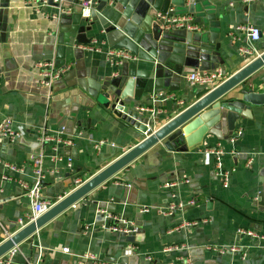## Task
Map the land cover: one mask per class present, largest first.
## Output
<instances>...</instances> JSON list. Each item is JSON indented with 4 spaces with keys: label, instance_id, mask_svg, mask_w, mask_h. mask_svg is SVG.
Masks as SVG:
<instances>
[{
    "label": "crops",
    "instance_id": "1",
    "mask_svg": "<svg viewBox=\"0 0 264 264\" xmlns=\"http://www.w3.org/2000/svg\"><path fill=\"white\" fill-rule=\"evenodd\" d=\"M26 1L0 0V121L11 117L21 133L15 141L0 138V243L20 229L31 211L23 185L34 183L35 157L43 162L41 198L54 204L143 140L141 132L94 100L117 77L128 73L142 79L127 101L137 110L146 107L143 112L155 119L153 130L208 91L192 85L189 73H177L168 52L154 61L139 45L152 41L142 30L155 21L157 8L190 14L206 39L218 32L217 53L205 63L223 67L229 76L252 59L240 51L242 46L254 44L258 53L264 52V0H186L185 6L172 0H153L152 6L142 0L131 17L138 26L133 37L99 19L80 18L71 0H64L70 13L59 20L51 17L55 3L48 1L43 13H35ZM97 1L103 7L105 0ZM125 3H117L114 11ZM244 25L261 29L260 40L251 45L240 29ZM94 38L129 48L136 59L116 69L106 46L81 48ZM51 58L71 68L49 89L36 63ZM262 77L264 67L220 99L221 117L196 148H189L179 132L167 136L16 246L12 264H90L80 258L84 253L109 264H264V239L239 232L243 228L264 236V105L242 99L244 86ZM153 86L159 90L151 92ZM158 91L170 97L156 105L152 99ZM233 132H239L235 142ZM46 135L51 142L42 141ZM61 138L66 142L58 143ZM100 140L106 143L96 149ZM219 145L225 150V168L234 169L228 187L215 175V157L205 152ZM8 165L19 168L9 172ZM6 173L10 179H4ZM172 204L176 208L170 209ZM114 223H135L139 232L112 230Z\"/></svg>",
    "mask_w": 264,
    "mask_h": 264
},
{
    "label": "water",
    "instance_id": "2",
    "mask_svg": "<svg viewBox=\"0 0 264 264\" xmlns=\"http://www.w3.org/2000/svg\"><path fill=\"white\" fill-rule=\"evenodd\" d=\"M49 3L54 4V0H48ZM142 0H126L121 10L118 12V17H113L114 6L118 3L121 4L125 0H116L115 4L107 5L108 0L103 2V7L98 6L100 13L93 15V21L96 19L101 20L103 24H108L120 30L124 36L133 37V30L138 29L135 23L131 20L134 10ZM150 5H154L153 0H146ZM174 2L177 5L185 6L186 0H167ZM111 7V10L109 8ZM167 6V5H166ZM169 7L157 8L162 12L168 10ZM81 18V9L76 6L73 10ZM147 27L142 30L145 34L152 36V41L145 43L139 42V45L147 49L156 61L162 52H168V58L174 64V70L177 73H191L197 70L215 69V66L206 65L205 62L212 61L218 49L216 38L218 32H212L209 39L205 35L199 34L197 31H188L185 29H164L159 26L155 21L146 23ZM143 28V27H142ZM137 32V31H136ZM147 36V35H145ZM133 53V50L126 49ZM136 54V53H135ZM126 63V62H125ZM124 63V65H125ZM264 67V52L259 56L249 61L238 72L230 75L225 81L214 89L207 91L201 98L189 106L179 110V112L171 118L168 122L163 124L156 130L152 129L154 117L152 114H145L132 107L127 99L134 97V87L136 84L140 85L141 78H135L128 73H123L116 78V84L105 93L96 95L94 99L100 105L110 110L117 116L132 125L136 130L141 132L145 137L137 145L130 150L119 156L112 163L107 165L98 173L84 181L81 185L77 186L73 191L66 195L61 200L52 204L35 220L27 223L20 228L16 233L11 234L0 243V257L5 255L10 249L18 246L24 240L36 233L41 227L48 222L55 219L69 207L74 205L79 200L83 199L87 194L95 188L112 178L142 154L147 152L154 145L162 141L167 136L174 132H179V138L184 137L189 148L194 149L200 145L203 136L213 127V125L221 117V102L220 99L230 90L238 85H241L255 72ZM256 85L244 86L242 89L243 101L252 105H264V77L260 79ZM124 86V87H123ZM123 87V90L121 89ZM159 90L155 86L152 87L151 92ZM160 103V102H158ZM156 103V105H159ZM211 107L210 109H207ZM63 126V125H60ZM187 264V263H183Z\"/></svg>",
    "mask_w": 264,
    "mask_h": 264
},
{
    "label": "built area",
    "instance_id": "3",
    "mask_svg": "<svg viewBox=\"0 0 264 264\" xmlns=\"http://www.w3.org/2000/svg\"><path fill=\"white\" fill-rule=\"evenodd\" d=\"M249 1V0H245ZM72 5L79 6L81 9V18L91 22L93 20V15L100 13L98 7L99 1L97 0H71ZM116 0H108V5H114ZM54 3L57 5L55 7V11L51 17L56 19H61V17L65 13H70V11L65 10V3L64 0H54ZM48 0H27L25 5L29 8H32L35 13H43L42 7L48 5ZM155 22L164 29H185L188 31H199L200 26L194 20V18L188 14H179L176 12L174 7L168 8L167 11H157L155 15ZM240 29L246 34V37L252 43L260 40L262 30L254 25H244L240 27ZM103 46H106V54L108 60L114 65L117 69L119 66L127 60H135L136 57L133 55L132 52L126 49H118L108 45L106 39L101 38H94L89 43L85 45H81V48L86 51H99L102 49ZM240 51L248 58L253 60L261 53L255 49L254 44L252 46H242ZM255 55L250 57L251 55ZM250 60V61H251ZM36 68L38 72V76L42 84L47 86L49 89H52L56 82L62 79L66 73L70 70V64H66L65 67H59L55 59H44L36 63ZM118 73V72H117ZM229 77L228 73H226L223 67H217L213 70H197L195 72H191L187 74V79L192 85H199L203 87H207L208 91L214 89L218 85H220L223 81H225ZM170 97L169 94L158 91L157 95L153 97V103H158L160 101H164ZM180 105H183L182 102H179ZM146 109L145 106H138V111H144ZM240 132V131H239ZM239 132H233V136L231 138V142H235ZM20 131L16 130L13 126V119L11 117H5L0 121V138H9L12 141L17 140L20 137ZM51 136H43L42 141L44 142H51ZM66 142L65 139L61 138L58 139V143ZM105 140H100L96 143L95 148L98 149L100 146L105 144ZM206 153L212 154L214 159V168H215V175L222 180V183L225 187L229 186L230 175L234 169H227L224 166L223 162V155L225 154L224 147L221 145L216 146L214 148L206 149ZM33 171H34V183L31 186L23 185L25 188L28 189L27 196L29 197L31 203V211L27 214L24 220L20 221V228L25 226L27 223L35 220L39 217L49 206L52 204L44 201L41 198V185L42 179L44 177L43 174V162L40 157H35L33 160ZM252 160L248 161V164L251 163ZM68 165H71V161L68 162ZM19 167L15 165H8L7 171L11 172L17 170ZM4 179H10L7 173L4 175ZM189 180H186L188 182ZM173 184L166 185L167 187L173 186ZM191 204L195 203V200H190ZM178 206V205H177ZM171 208H176V205H170ZM117 219L116 217H113ZM195 223H189V225H193ZM110 229L115 231H120L128 235L136 234L139 232V227L135 223L127 224H115L110 226ZM240 233H247L248 235H252L261 239H264L263 235H258L251 231H245L243 228L239 229ZM8 238V237H7ZM174 248H178L177 246L168 247L165 250L170 251ZM235 249V248H232ZM65 252H68V248H64ZM17 250L16 247L10 249L5 255L0 257V264H12L15 260ZM82 260H85L87 263L90 264H109L108 262L101 260L97 255L94 253H84L80 256Z\"/></svg>",
    "mask_w": 264,
    "mask_h": 264
}]
</instances>
